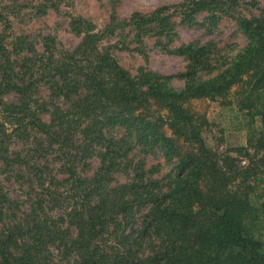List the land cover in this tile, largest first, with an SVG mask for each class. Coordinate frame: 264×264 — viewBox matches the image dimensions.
Segmentation results:
<instances>
[{"label": "trees", "instance_id": "trees-1", "mask_svg": "<svg viewBox=\"0 0 264 264\" xmlns=\"http://www.w3.org/2000/svg\"><path fill=\"white\" fill-rule=\"evenodd\" d=\"M219 6V0H193L192 12ZM161 19L153 14L138 22L143 26L163 23ZM242 26L247 44L224 72L207 81H188L176 90L150 74L133 79L113 56L97 50L96 25L80 19L76 28L84 33L82 45L91 50L93 60L83 71L76 62L50 59L46 68L53 96L71 105L51 112L49 122L38 115L34 83L21 79L4 59L7 51L1 38V92L17 93L18 101L0 98V156L8 160L10 143L28 139L35 131L49 149L57 146L68 156L74 184L65 194L62 216L34 219L22 229V241L15 229L3 236L0 264H62L55 260L52 247L63 259L75 256V264H264L262 233H249L244 226L250 215L264 218V158L262 164L245 168L232 157L221 159L205 142L204 117L189 105L191 100L209 98L230 106L228 96L236 85L242 96L239 108L264 121V19L245 20ZM181 53L201 69H213L207 46L189 45ZM42 108L40 112L46 110ZM110 127L124 129L142 149L159 150L166 161L175 163V174L165 186L137 173L127 183H115L119 166L128 168L132 161L121 140L105 137ZM99 145L104 149L95 175L77 176L79 162L94 155ZM256 146L264 150L263 136ZM47 151L40 143V152ZM20 158L17 155L16 161ZM40 186L50 201L59 200L42 177ZM7 199L0 185V210ZM147 202L139 229L117 233ZM103 243H118L121 248L112 246L114 252L107 253ZM131 243H150L149 253L139 257L143 248L135 249Z\"/></svg>", "mask_w": 264, "mask_h": 264}, {"label": "rangeland", "instance_id": "rangeland-1", "mask_svg": "<svg viewBox=\"0 0 264 264\" xmlns=\"http://www.w3.org/2000/svg\"><path fill=\"white\" fill-rule=\"evenodd\" d=\"M192 3L193 0H0V39L3 38L7 51L4 59H9L11 69L19 73L21 79L34 83L38 115L46 122L51 112L71 105V101L53 96L52 78L49 80L46 68L50 59L57 63L76 62L77 69L83 71L93 60L91 50L82 45L84 33L76 28L80 19L96 25L100 34L97 50L113 56L133 79L140 80L142 75L150 74L169 87L181 90L188 81H207L224 72L247 44L242 23L264 19V0H219V9L197 13L192 12ZM153 14L162 17L163 23L149 22L140 26L141 18ZM189 45L207 46L213 69H201L181 53V49ZM2 83L0 70V87ZM239 91L240 86L232 87L228 96L230 106L209 98L191 100L189 105L204 117L203 137L207 146L221 159L232 157L236 165L245 168L257 162L262 164L264 150H259L256 142L264 137V121L239 108L238 100L242 97ZM0 98L7 103L18 101L17 93L1 92V88ZM42 107L46 110L40 112ZM109 136L128 147L132 161L128 168L119 166L115 183H127L137 173L165 186L174 176L175 163L166 161L159 150L145 151L134 137L119 127L107 128L105 137ZM40 143L47 148L46 153L40 152ZM103 149L97 146L94 155L79 162L77 176L90 179L95 175L101 165ZM17 155L21 157L20 162L16 161ZM7 157L8 160L0 156V185L8 198L0 210V241L11 229H15L16 238L22 241V229L34 219L63 215L67 207L65 194L71 191L74 177L69 174L68 156L57 146L49 149L43 136L35 131L28 139L13 140ZM135 167L138 168L134 170ZM40 177L55 191L59 202L50 201L48 191L40 186ZM148 206L147 202L141 209H135L134 218L118 227L117 233L139 229ZM244 226L249 233H262L264 239L261 216H248ZM131 244L140 251L143 248L139 257L149 253L150 243ZM102 245L107 253H113L112 246L118 243ZM118 246L121 248L120 244ZM51 249L56 261L75 264V256L63 259L62 253L54 247Z\"/></svg>", "mask_w": 264, "mask_h": 264}]
</instances>
